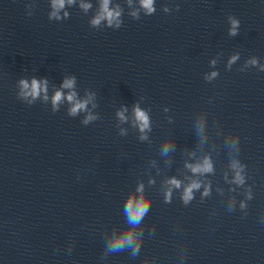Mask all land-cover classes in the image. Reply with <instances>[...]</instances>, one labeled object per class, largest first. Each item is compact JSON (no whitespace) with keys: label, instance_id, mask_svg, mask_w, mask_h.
<instances>
[{"label":"clouds","instance_id":"clouds-1","mask_svg":"<svg viewBox=\"0 0 264 264\" xmlns=\"http://www.w3.org/2000/svg\"><path fill=\"white\" fill-rule=\"evenodd\" d=\"M73 0H68V3H72ZM141 6L147 10L148 13H152L154 11L153 8V0H140ZM65 0H53V7L54 9H60L64 7ZM109 0H103L102 2V10H101V15H98L92 23L94 25L99 24L101 19H107L108 24L111 25L114 20L119 16V12H114L109 10L108 8ZM82 7H90L89 5H82ZM55 15V12L53 13ZM58 18V17H57ZM232 31L231 34L235 35V29L238 25V22L233 20L232 21ZM235 57H233V60ZM213 76L216 75V73L212 74ZM21 87L23 89L22 95L25 97L27 96H32L33 98L37 97L40 95L41 92H46L47 90V81H38L37 79H32L31 84H29L26 80H21L20 81ZM73 86V81L72 80H65L63 82L62 87L64 88H71ZM75 98V93H71L67 96V99L72 102L74 101ZM45 99L47 97L45 96ZM62 99V93L60 91H57L55 93V96L53 97V105L57 104L60 102ZM87 101L83 102H75L74 106L71 108V114H75L79 110H83L85 108ZM135 112V118L139 122V127L141 131H144V129L148 128V117L147 115L140 110L139 107H136L134 109ZM118 116L120 117L121 120H124V114L123 112L118 113ZM88 120L93 119V117L89 116L87 118ZM87 123V120L85 121ZM145 137H141V139H144ZM193 173H199V172H210L212 170L211 164L205 161L203 165H189ZM234 167L236 165L234 164ZM236 182L237 183H243V178L240 176L239 172H237L236 175ZM170 184L179 187V181L176 180H171L169 181ZM200 187L199 183L196 181H193L190 185H188L185 188L184 194H183V200L184 203L187 204L192 198H193V189H198ZM142 190V189H140ZM207 194V190L205 192ZM170 195V193H169ZM167 199V197H166ZM149 208V202L144 200L143 198L136 200L133 202V199L130 198L127 203V207L125 209L126 214L128 216L129 223L131 224H136L138 223L145 215V213L148 211ZM133 242V237L131 234L126 235V236H120L114 239L113 244H112V250L113 251H119L122 250L125 246H131Z\"/></svg>","mask_w":264,"mask_h":264}]
</instances>
